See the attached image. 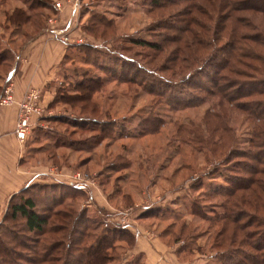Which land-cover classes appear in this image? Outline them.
<instances>
[{"label":"rangeland","instance_id":"obj_1","mask_svg":"<svg viewBox=\"0 0 264 264\" xmlns=\"http://www.w3.org/2000/svg\"><path fill=\"white\" fill-rule=\"evenodd\" d=\"M238 1L0 0V83L44 26L65 45L58 75L44 87L50 99L41 92L43 112L24 139L40 174L27 184L55 185L47 192L60 203L45 210L48 224L35 233L5 215L11 194L0 212V248L9 253L0 264H68L72 256L35 251L60 237L65 250L80 235L91 244L105 230L118 239L112 264H250L251 244L264 245V225L256 226L264 211L255 209L264 173L254 172L264 163L240 154L264 151V94L229 103L210 81L220 77L210 64L220 59L221 16L225 34L232 29L264 53L252 37L264 34V14L236 8ZM16 8L32 17L28 26L8 20ZM245 72L238 79L264 76ZM81 81L90 91L76 90ZM47 192L22 194L35 196L41 211L54 201Z\"/></svg>","mask_w":264,"mask_h":264},{"label":"trees","instance_id":"obj_2","mask_svg":"<svg viewBox=\"0 0 264 264\" xmlns=\"http://www.w3.org/2000/svg\"><path fill=\"white\" fill-rule=\"evenodd\" d=\"M235 7L239 9H250V10H257L260 11L261 13L264 14V0H239L238 2L235 3ZM32 5H29L30 10ZM43 15H40L37 18H40L39 20H36L34 25L36 27L40 28L43 25V21L41 19ZM8 20L10 23L16 24L18 27L23 26L26 27L28 26L27 24H30L31 22V16L26 14L24 8H16L14 11H12L10 14L7 15ZM226 17L221 16L220 20V41L223 40L222 45H220V59L216 61L217 63L213 62L210 64V68L212 70H215L217 72H220V77L214 78L213 76H210V81L214 84L215 88H217L218 93L220 94V97L223 98L227 102H232L234 100V97L238 96L236 94H239L240 97H252L255 96L256 94H264V87H257L256 85L259 80V83L264 84V76L261 78H258V76L254 79H238L240 76H247L249 75L248 73L245 72V70H255L256 72L260 74H264V53L262 51H256L254 48H248L246 45L241 43L240 39L241 37L238 35L237 32L232 31V29L228 33H224L226 29ZM24 33V34H23ZM22 35H25L24 37L29 38L31 35H27L23 31ZM247 37H249L247 35ZM254 40L259 39L261 44H264V34L259 33L254 36H252ZM226 40V41H225ZM258 41V40H257ZM135 43H138L140 45H150V46H156L154 44H150L146 41L142 40H135ZM254 46H258V42H255ZM23 46V45H22ZM12 59V58H11ZM10 60V58H9ZM227 71V72H226ZM12 72L10 69L9 72L7 73L3 84L5 81H7V77L9 74ZM209 76V75H208ZM250 76V75H249ZM258 78V79H257ZM88 82L94 81L93 79L89 78L86 79ZM2 81V80H1ZM86 81H81L79 82L76 86V90H84L85 91H90V84L85 83ZM257 83V84H256ZM3 84L0 83V96L2 95L3 91ZM199 85L202 84V80ZM240 87V89L234 92L232 91V88L234 87ZM202 89L208 90L206 84L201 85ZM247 89V90H246ZM153 90V89H152ZM245 90V91H243ZM252 101V100H250ZM249 101V102H250ZM255 102V103H254ZM262 101H253V105L261 106ZM241 104V103H240ZM245 105V103H244ZM243 109V108H241ZM250 109L251 112L255 111L257 112V109L254 108H245L246 111H249ZM253 109V110H251ZM249 111V112H250ZM261 114H264V110H259ZM106 128H104L105 130ZM102 129V131H104ZM262 143V141H254L252 140V146H255L258 144ZM264 145V142H263ZM251 150V149H250ZM240 155L250 157V158H255L258 161H262L261 163H264V151L263 152H256V151H250V152H242ZM256 174L258 172L264 173V167H258V169L254 170ZM57 186V185H56ZM38 187L41 191L47 192V190L51 189L54 190L55 185H48V184H36L34 185H28L26 187H23L20 191L14 193L8 203V208L6 211V216H9L11 218H16V217H21L24 222L25 226L28 231L30 232H35V233H41L43 232L45 226L48 224L49 220V215H46L45 210H50L52 207V204L54 203H60V201H56V198L53 196V194L48 193V199L50 200L54 199V201H50L52 203H47L45 202V207L46 209H43L41 211L38 210L40 203L36 200V197L33 195H23V192H26V190L33 189ZM261 195H259V199ZM49 204V205H48ZM51 204V205H50ZM255 209H262L264 211V200L262 201L261 206H256ZM230 214L225 213L224 214V220L225 223L229 221ZM62 225V224H61ZM264 225V220L256 219V226H262ZM63 226V225H62ZM242 226H245L243 224ZM227 225H224L222 228V232L227 231ZM110 230H105L103 231L105 235H98L95 239V241L91 244L87 243L84 239L88 235H80V238L76 239V241L72 240V243L69 245H64L68 247L67 250L62 248L61 245H63V239L62 237L56 238L55 243H51L49 247H46L44 244L41 245L40 248L37 249L36 254L39 255L40 257H46L49 254H53L54 252L58 251L57 254H59L60 258L62 260H65L67 262L68 256H72V259L68 262V264H112L111 260H113V252L115 250L116 244L115 242L118 240L116 235H106ZM257 234H260L259 231H257ZM264 235V233H263ZM84 238V239H83ZM15 241V240H13ZM86 242V243H85ZM18 243V241H17ZM75 249L72 250L73 244ZM252 247L255 249L256 253L247 255L248 261H250V264H264V253H262V250L264 249V245H253L251 244ZM62 248V249H61ZM75 251V252H74ZM0 255L3 257H9L8 249H1L0 248ZM57 257L54 256L52 260H55ZM40 262H43L42 260L40 261H34V264H41ZM243 264V263H242Z\"/></svg>","mask_w":264,"mask_h":264},{"label":"crops","instance_id":"obj_3","mask_svg":"<svg viewBox=\"0 0 264 264\" xmlns=\"http://www.w3.org/2000/svg\"><path fill=\"white\" fill-rule=\"evenodd\" d=\"M45 28L20 48L21 60L19 59V63L16 62L18 64L14 66L15 71L9 74L4 84V81H1L3 86L8 82L13 84L11 88L14 102L0 106V212L12 193L28 186L27 183L32 179L30 183H33L34 174L40 175L38 167H33L31 163L34 156L27 150V148L30 150L28 143L17 138L14 128L19 102L30 87L36 86L41 90L43 102L50 99H48L50 92L44 87L58 75V65L64 56V41L60 42L52 36L53 34L44 31ZM1 93L0 99L5 94V88Z\"/></svg>","mask_w":264,"mask_h":264},{"label":"built area","instance_id":"obj_4","mask_svg":"<svg viewBox=\"0 0 264 264\" xmlns=\"http://www.w3.org/2000/svg\"><path fill=\"white\" fill-rule=\"evenodd\" d=\"M60 7V4H57ZM55 32L56 29H49L47 28V32ZM61 32V31H59ZM65 40L68 37L63 38ZM14 102V98L12 95V88L9 85L5 89V94L0 99V106L9 105ZM43 112V105L41 102V91L38 88H32L27 91L22 101L19 102L18 105V113L16 119V127H15V134L18 139L24 141L30 131L31 122L33 116L39 115ZM78 177H81V174H77Z\"/></svg>","mask_w":264,"mask_h":264}]
</instances>
